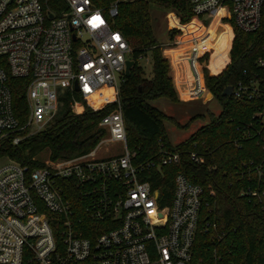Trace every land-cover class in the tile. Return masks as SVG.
Wrapping results in <instances>:
<instances>
[{"label":"built area","instance_id":"built-area-1","mask_svg":"<svg viewBox=\"0 0 264 264\" xmlns=\"http://www.w3.org/2000/svg\"><path fill=\"white\" fill-rule=\"evenodd\" d=\"M65 1L67 8L54 12L46 0H0V144L7 139L18 144L33 128L52 121L60 94L68 88L80 92L94 109L113 102L116 106L101 119L106 135L90 152L48 159L34 169L11 159L0 166V264H192L204 186L180 171L174 176L172 199L163 204L166 195L156 185V171L164 178V166L182 163V150L168 148L159 138L158 157L137 162V151L129 148L118 91L133 48L113 24L118 5L104 10L93 0ZM191 3L193 19L203 25L209 22L204 27L216 17L230 26L231 44L235 26L245 32L264 26V0ZM201 35L189 38V56L179 55L175 62L187 61L193 75L183 99L195 96L199 86L209 91L206 62L201 60L214 49L199 54ZM175 49L165 51L171 54ZM167 59L173 62L172 57ZM256 64L264 66V58ZM10 76L27 80L29 112L24 123L14 112ZM105 88L112 90L113 99L92 105L89 97ZM232 93L247 99L264 96V81L256 74L248 82L239 81ZM259 109L258 116L264 120V107ZM258 134L264 150L262 129ZM104 142L121 143V151L98 156ZM188 153L193 161L205 162L198 151ZM77 190L88 215L109 224L95 238L78 228L81 218L72 199Z\"/></svg>","mask_w":264,"mask_h":264},{"label":"trees","instance_id":"trees-1","mask_svg":"<svg viewBox=\"0 0 264 264\" xmlns=\"http://www.w3.org/2000/svg\"><path fill=\"white\" fill-rule=\"evenodd\" d=\"M93 2L104 10L117 3L118 14L113 17V24L123 32L133 48L135 65L129 74L124 73L118 95L123 106L129 148L137 151L136 161L157 158L159 138L165 141L168 148L182 150V163L164 166V178L156 171L159 176L156 185L166 195L163 204L172 199L174 176L180 171L204 186V203L192 264H264V150L259 143L262 135L258 134L260 129L264 133V120L258 116L259 108L264 107V96L247 99L239 98L235 93L224 95L228 86L234 87L239 81L248 82L256 74L261 82L264 81V66L256 64L258 58H264V26L253 32H245L235 26L230 63L217 75H211L208 69L204 74L207 89L222 104L221 112L218 115L210 114L207 124L174 145L167 131L166 120L175 121V118L152 103L163 97L179 102L180 97L171 76L170 61L163 55V45L155 33L151 6L156 4L173 10L186 23L195 15L191 0ZM46 6L54 12L67 8L65 0H46ZM215 21L223 30V36L219 41L211 39L205 49H215L213 59L221 58L223 67L228 62L232 32L229 26L222 24L220 17H216ZM170 23L182 29L190 26L196 33L194 35L207 29L197 19L181 24L174 14ZM176 32V29L171 31V39ZM180 53L181 50L175 49L170 54L174 63L178 61ZM148 55L152 58V69L146 74L139 60ZM221 67L212 72L218 73ZM8 84L12 91L14 112L24 123L29 112L27 80L10 76ZM113 97L114 93L107 91L89 98V101L94 106H101ZM76 102L81 103L76 106ZM115 106L113 102L102 109H94L80 92L65 89L60 94V106L55 118L18 144L11 139L4 140L0 144V157L6 156L34 169L45 164L41 154L46 151L51 159L90 152L106 135V130L100 126L101 119ZM199 116L202 115L197 113L193 118ZM251 122L253 126H249ZM192 150L202 154L205 162L193 161L188 153ZM72 199L76 215L81 218L78 228L86 236L95 238L109 228L107 222L100 224L88 215L86 203L78 190ZM56 232L60 234L57 229Z\"/></svg>","mask_w":264,"mask_h":264},{"label":"rangeland","instance_id":"rangeland-1","mask_svg":"<svg viewBox=\"0 0 264 264\" xmlns=\"http://www.w3.org/2000/svg\"><path fill=\"white\" fill-rule=\"evenodd\" d=\"M151 9H152L153 17H154L155 33L157 37L159 38L161 44L163 45V55L166 58L168 56H171L168 51H165V48L168 49L169 47H174L178 50H181L180 56L182 58L184 57L186 58L187 56H189V53H188L189 45H190L189 38L192 37L196 33L192 31V27L190 26H186L182 29L178 26L171 25L170 18H171V15L174 14L181 24H188L193 20V18L189 22L183 23L173 10L164 9L162 7H159L156 4H152ZM204 25L208 26L209 22H204ZM223 25H226V24L223 23ZM174 29L178 30V32H176L174 34L173 39H171V31ZM222 33H223L222 29L218 25V23L215 21V19L212 21L210 26L203 33H198L197 31V34H202L200 37L199 44H198L199 54H203L204 51L212 49V47H209L204 50L206 44L211 39L220 40L222 38ZM234 38H235V35H234ZM234 38H233V41H234ZM231 45L233 46V42ZM232 46H230L231 48L229 49L228 54H227V57L229 59L228 62L221 69V71L216 74H212L211 69L215 70L219 68L220 66H222L223 60L221 58L213 59L215 49L213 50L212 54L211 52H207L202 57V60H201V61L206 62V64L203 67L204 73H205V69H208L211 75H217L221 73L231 61ZM139 62L144 66V70L146 74H149L152 69L151 56L148 55L146 58L140 59ZM190 77H193V75L190 74ZM198 89L202 91L200 92L201 93L200 95H198L197 93H195L196 94L195 96H189V95L183 94L184 99L181 97L182 95L181 93V95H179L180 97L179 102H173L169 100L168 98H164V97L155 99L152 101V103L155 106L163 110L167 115L173 116L175 118V121L166 120L167 131H168L170 140L172 144L174 145H177L181 141L188 138L199 127L207 124L210 121V114L218 115L222 110L221 102L219 101V99L214 97V95L211 94L210 91L203 90L201 89L200 86L198 87ZM107 91H111V89L105 88L101 90L99 94H105ZM182 92H184V89ZM197 113L201 114L202 116H199L194 119L193 116L196 115ZM44 127L33 128L31 132L32 131L33 133L38 132L42 130ZM104 138L105 136L101 140H103ZM121 146L122 144L118 142H104L99 146L97 150V155L100 157H106V156L112 155L116 152H120ZM41 156H42V159L45 161L48 159H51L47 151L43 152ZM9 159L10 158L6 156H1L0 166L9 162L10 161Z\"/></svg>","mask_w":264,"mask_h":264},{"label":"crops","instance_id":"crops-1","mask_svg":"<svg viewBox=\"0 0 264 264\" xmlns=\"http://www.w3.org/2000/svg\"><path fill=\"white\" fill-rule=\"evenodd\" d=\"M223 24V23H222ZM223 32V30H222ZM222 36H223V33H222ZM219 41V40H217ZM208 44V43H207ZM206 44V46H207ZM205 46V48H206ZM204 48V50H205ZM203 50V51H204ZM202 51V52H203ZM170 58V56H168ZM167 57V58H168ZM229 60V59H228ZM170 61V60H169ZM223 65V64H222ZM226 65V64H225ZM224 65V66H225ZM223 66V67H224ZM221 67V66H220ZM221 67V69L223 68ZM170 68H171V76L174 80V84L176 86V90L178 91L179 95H181L183 89H188L190 86H191V83H189L191 80H192V77H190V74H192V71H191V68L188 64L187 61H184L182 64H176V63H173L172 61H170ZM218 69V68H217ZM220 69V71H221ZM216 70V69H215ZM214 71V70H213ZM219 71V72H220ZM211 73L214 74L212 72V69H211ZM185 83V84H184ZM202 91H200V89H198V87L195 89V93H197L198 95H200Z\"/></svg>","mask_w":264,"mask_h":264},{"label":"water","instance_id":"water-1","mask_svg":"<svg viewBox=\"0 0 264 264\" xmlns=\"http://www.w3.org/2000/svg\"><path fill=\"white\" fill-rule=\"evenodd\" d=\"M52 16V14H51ZM135 65V60L134 59H128L127 60V66H126V73L129 74L131 68ZM76 88L79 89L77 83H76ZM233 92V86H228L225 90H224V95H231ZM212 94V93H211Z\"/></svg>","mask_w":264,"mask_h":264},{"label":"bare ground","instance_id":"bare-ground-1","mask_svg":"<svg viewBox=\"0 0 264 264\" xmlns=\"http://www.w3.org/2000/svg\"><path fill=\"white\" fill-rule=\"evenodd\" d=\"M112 91V90H111ZM100 93V92H99ZM93 97H95V96H90L89 98H93Z\"/></svg>","mask_w":264,"mask_h":264}]
</instances>
